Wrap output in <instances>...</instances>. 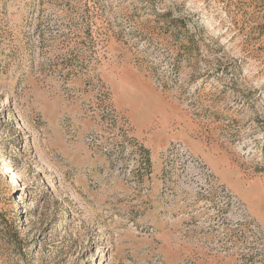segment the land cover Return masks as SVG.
Masks as SVG:
<instances>
[{
    "label": "rangeland",
    "instance_id": "374dc122",
    "mask_svg": "<svg viewBox=\"0 0 264 264\" xmlns=\"http://www.w3.org/2000/svg\"><path fill=\"white\" fill-rule=\"evenodd\" d=\"M0 264H264V0H0Z\"/></svg>",
    "mask_w": 264,
    "mask_h": 264
},
{
    "label": "crops",
    "instance_id": "0c3cea01",
    "mask_svg": "<svg viewBox=\"0 0 264 264\" xmlns=\"http://www.w3.org/2000/svg\"><path fill=\"white\" fill-rule=\"evenodd\" d=\"M158 96H159V93H157V92H155V91H154V92L152 91V93H149V94H148L147 99L153 100L155 97H158ZM171 118H172V117H171V116H168L167 114L164 115V116L162 115V117H161V119H163L165 122H166V121L169 122ZM132 119H133V122L135 123L136 127L139 129V128L141 127V124H140L139 122H137V120L134 118V116H133ZM140 134L143 135L142 132H140ZM150 141H151L152 145L154 144L155 147H156V145L158 144V143H157V140L155 139V137H151V138H150ZM155 143H157V144H155ZM187 143H188V142H187ZM188 144H190V143H188ZM190 146H193V144H190ZM193 149H194L195 152H197V153H199V154H201V155H204V156H205L206 153H207V151L204 150L202 146H200V147L196 146V147H194ZM208 153H209V151H208ZM209 161H210L209 163L214 167V169H215V170L217 171V173L219 174L220 178H221L223 181H227L226 172L228 173V172L232 171L233 168L229 167L228 163H225L224 165H219V164L215 163V162L212 160V158H209Z\"/></svg>",
    "mask_w": 264,
    "mask_h": 264
},
{
    "label": "built area",
    "instance_id": "2783aa9c",
    "mask_svg": "<svg viewBox=\"0 0 264 264\" xmlns=\"http://www.w3.org/2000/svg\"><path fill=\"white\" fill-rule=\"evenodd\" d=\"M176 147L180 148L181 153L185 156L186 159L189 160V162L193 166H197L199 169L204 170L209 177V179H212V171L210 168L206 165V163L199 157H195L191 151L187 148V146L182 144H174ZM174 147V146H173ZM197 168V170H198ZM199 171V170H198ZM225 192H230L227 188L225 189Z\"/></svg>",
    "mask_w": 264,
    "mask_h": 264
},
{
    "label": "bare ground",
    "instance_id": "6f19581e",
    "mask_svg": "<svg viewBox=\"0 0 264 264\" xmlns=\"http://www.w3.org/2000/svg\"><path fill=\"white\" fill-rule=\"evenodd\" d=\"M27 139V138H26ZM41 148V147H40ZM21 154L19 155H16L18 158L20 157ZM41 155H43V151L41 152ZM44 156V155H43ZM42 156V157H43ZM18 166L15 165V164H12V165H9L7 167H3V169L1 170V172L4 174V175H9V176H14V187L15 188H20L23 186V183L22 181L24 180V177L23 175L20 173V172H17ZM40 169L37 170V172H39ZM30 179V181H28V186H35L37 185V182L33 183L35 180H32ZM20 201V198H17V202Z\"/></svg>",
    "mask_w": 264,
    "mask_h": 264
},
{
    "label": "trees",
    "instance_id": "16d2710c",
    "mask_svg": "<svg viewBox=\"0 0 264 264\" xmlns=\"http://www.w3.org/2000/svg\"><path fill=\"white\" fill-rule=\"evenodd\" d=\"M14 189H16V188L14 187Z\"/></svg>",
    "mask_w": 264,
    "mask_h": 264
}]
</instances>
